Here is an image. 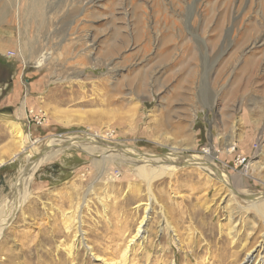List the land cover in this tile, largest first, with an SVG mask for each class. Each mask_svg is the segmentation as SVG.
<instances>
[{
	"label": "rangeland",
	"instance_id": "1",
	"mask_svg": "<svg viewBox=\"0 0 264 264\" xmlns=\"http://www.w3.org/2000/svg\"><path fill=\"white\" fill-rule=\"evenodd\" d=\"M0 63L15 91L1 97L0 216L33 152L7 156V122L37 147L99 150L71 145L34 172L0 264L264 263V219L245 211L264 194V0H0ZM111 145L168 161L213 149L229 183L187 165L147 185Z\"/></svg>",
	"mask_w": 264,
	"mask_h": 264
},
{
	"label": "bare ground",
	"instance_id": "2",
	"mask_svg": "<svg viewBox=\"0 0 264 264\" xmlns=\"http://www.w3.org/2000/svg\"><path fill=\"white\" fill-rule=\"evenodd\" d=\"M22 53H24V52H22ZM25 107H26V101L24 99L21 102L20 108H19V110L17 112V115L20 116L21 119L25 118ZM7 125L9 126V128L11 130L10 132L13 133L11 135L14 138L13 140L14 141H16V140L18 141V143H19V147L18 148L19 149L15 153L13 151V153L11 154L8 150H9V148L10 149H12V148L9 147L8 144H6V146H7L6 150L7 149L8 150L6 151L5 154L10 153V154L7 155L8 157L10 156L12 158H16L19 153H22V152H24L27 149H30L33 152L31 154L32 157L30 158L28 167H26V168H24L22 170V172H21V174L19 176V179L17 180L16 184L13 186V194L10 197V199L6 202V205L4 206L5 207L4 208V212H3L2 216H0V238L2 236L3 231L8 227V225L11 222V220L13 219L12 218L13 214L16 211H18L21 208L22 204L25 202V199L23 198V193L25 192L26 187L28 186L32 175L34 174V172L42 164L48 163V162H51V161L55 160L58 156L61 155L63 149H67L71 145H75V146H77V145L79 146L80 145L81 148H84L88 154H89V151H91L92 148L97 149V147H95V146L93 147L92 146L94 141L92 142V140H90L91 141L90 143H88V142L84 143L83 141H87V140L81 139L80 137L79 138L78 137L65 138L64 140L62 139L63 141H60V142H59L58 139L52 138V139L45 140L44 142L42 141L43 144L41 143L42 145L37 147V146H35V143H37V142H35V143L32 142L29 139V135L28 134H25V135L21 134L20 129L17 126V124L15 125L14 123H8L7 122L6 126ZM15 147H17V145ZM103 147H104V145H103ZM118 147L119 146H117V145H111L110 147L108 146V147H105L103 149L105 150V153H107V154L110 153L109 155L111 157H113L114 159L116 158V159H120L121 160V159H125V157H126L128 159H131L132 162H139V163H142V164L144 163L143 164L144 166H138L136 168L135 172H136V176L139 179L145 181L147 183V185L151 184L152 181H155V180H157L159 178H162L164 176H169L170 177L173 174V172L178 169L177 168L178 166L185 167L187 165H192L194 167H197L198 169H200L201 171L206 173V175L208 176V178L210 180L211 179L217 180L220 183L225 184V185L226 184L228 185V183H229V181H227V175H225L224 172H223L224 170H222L223 168L222 167L218 168L216 165L213 164V162H215L214 160L217 159L215 151L213 149L207 152L206 159L200 158L198 156H191V157H188V158L187 157L184 158V157H179L178 156V158H177V156H174V155L171 156L170 155L172 159H171V161H168L167 160L168 157L163 158V159H159V158H154V157H150V156H146V155L145 156H143V155L141 156V154H136L135 152H130V151H128L126 153H122L123 151H120V152L118 151V149H117ZM42 149H44V151ZM116 149H117V151H116ZM112 151H115L116 153L114 154V153H112ZM105 153H103V154H105ZM2 155L6 156L3 153L0 154V166L3 164V161L1 160ZM115 155H117V157H115ZM111 157H109V156H107V157L105 156L104 157L103 156L100 161H104V162L108 161V159L111 158ZM3 158H5V157H3ZM149 162H151V163L152 162H160V163L165 164V165H162V166L159 165V167L154 168V170L151 171V170L145 168L146 167L145 164H147ZM142 164H140V165H142ZM174 164L176 166H174ZM147 165L149 166L150 164H147ZM263 195L262 194L261 195H256V194H249L248 193L247 196H246L247 197V202L245 200V202L247 203L248 207H246L245 211H248L249 209H253V210H255L258 213V215H260L264 219V199H263L264 197H262ZM229 218H230V216H229ZM165 224H167V223H165ZM235 226H236V224L234 225V227ZM143 232H145V231L142 230L140 232V229H138L137 233L135 234V237L138 240H140V239L143 240L144 237H145V235L142 236V234H141ZM135 237H133V238H135ZM82 246L84 247V250L89 251L88 252L89 255L93 256L91 254V249L89 247H86L83 244H82ZM49 255L50 254L47 253V257L48 258H49ZM67 255H70V253L68 252ZM95 257H93L94 261H98L100 264H111L110 262L102 260V258L100 259L99 257H96V258ZM258 257H259V254H258ZM251 261H252V256H250V257L248 256V258L246 260V263L249 264V262H251ZM70 264H73V263H70ZM262 264H264V263L262 262Z\"/></svg>",
	"mask_w": 264,
	"mask_h": 264
},
{
	"label": "crops",
	"instance_id": "3",
	"mask_svg": "<svg viewBox=\"0 0 264 264\" xmlns=\"http://www.w3.org/2000/svg\"><path fill=\"white\" fill-rule=\"evenodd\" d=\"M13 70L10 68V66H8L7 64H2L0 63V89L1 91H3V95L0 96V106H5L3 105L4 103L1 102L2 99L1 97L5 96V98L10 99L13 98L15 91H13L10 86V76L12 75ZM3 108V109H2ZM1 112H11V110L9 108H4V107H0Z\"/></svg>",
	"mask_w": 264,
	"mask_h": 264
},
{
	"label": "built area",
	"instance_id": "4",
	"mask_svg": "<svg viewBox=\"0 0 264 264\" xmlns=\"http://www.w3.org/2000/svg\"><path fill=\"white\" fill-rule=\"evenodd\" d=\"M8 56H13V53H7ZM29 115H33V119L36 125L43 124L46 121V118L44 117V114L42 113L41 110H36L35 115L33 111L28 110ZM111 174V173H110Z\"/></svg>",
	"mask_w": 264,
	"mask_h": 264
}]
</instances>
